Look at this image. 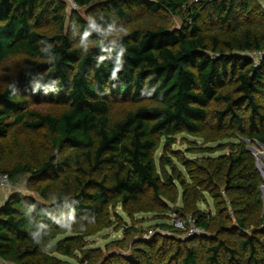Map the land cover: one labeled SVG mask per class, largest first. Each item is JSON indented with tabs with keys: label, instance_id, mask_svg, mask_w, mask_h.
Returning <instances> with one entry per match:
<instances>
[{
	"label": "trees",
	"instance_id": "trees-1",
	"mask_svg": "<svg viewBox=\"0 0 264 264\" xmlns=\"http://www.w3.org/2000/svg\"><path fill=\"white\" fill-rule=\"evenodd\" d=\"M72 1L69 12L65 0H0V65L16 64L0 88V173L13 187L0 204V259L264 264V176L249 148L264 146V6ZM183 134L203 145L174 150ZM150 199L201 232L159 222L185 237L130 245L137 229L117 210ZM111 226L119 252L88 248Z\"/></svg>",
	"mask_w": 264,
	"mask_h": 264
},
{
	"label": "rangeland",
	"instance_id": "rangeland-1",
	"mask_svg": "<svg viewBox=\"0 0 264 264\" xmlns=\"http://www.w3.org/2000/svg\"><path fill=\"white\" fill-rule=\"evenodd\" d=\"M67 5H68V10L69 12H71L74 8H76L74 2L72 0H65ZM149 1H155V0H149ZM260 3L264 6V0H259ZM80 10V9H79ZM81 12L84 13V10H81ZM185 21L184 19L181 18H174V27L175 28H180L184 25ZM251 56H254V54H252ZM257 55H255V58ZM8 68L6 69L5 67H3L2 65H0V88H3L7 82H9L10 76H12L11 74V70L14 69L16 70V64L13 62H9L8 63ZM33 106H36L37 108H39L40 110L43 111H51L54 110L55 107H52L53 105H50L49 103H39V104H35ZM58 107L56 106V109ZM116 111L118 113H123V108H121V106L115 107ZM17 139L19 137H21L20 134L17 133ZM177 144L172 146V148L174 150H181V151H186L188 148H190L191 150H195L197 147L203 145V141L201 140L200 137H194V136H190V135H178L177 137ZM187 138V139H185ZM231 139L225 140L224 142H228ZM217 143H210L208 146H212V147H216ZM249 148L253 151V153L256 155L257 158V166L260 170V172L262 173V175L264 176V146L263 145H259V144H249ZM224 152H229V149H226ZM163 154V150L162 148L158 150V152L156 153L157 158L160 157V155ZM219 152L213 154V155H218ZM189 158L194 159L197 156H201L198 155L197 153H188L187 155ZM175 161L176 158H175ZM183 168V167H182ZM22 190L27 192V189L24 185H22ZM13 190V187L10 186L9 188H7L6 190L0 192V194H4L7 196V194H10ZM15 190V189H14ZM263 192H264V187H263ZM2 199H4V197L2 196ZM211 203V201H210ZM202 208H208V206L206 204H202L201 205ZM160 208L161 206L159 204H157L153 199L150 200H143L141 201L138 206L135 207V211L134 209L133 212L130 210H123V207L120 206L118 208V214L121 216L122 220H125V222L128 224V226H135L137 231H135L131 236H129L128 241L130 243V245L133 244L134 240H136L135 238H152L153 236H155L156 234H162V235H167V236H171L173 237L175 234L177 236H181V237H185V233L182 232H177V233H173L169 230H164L161 228H156L155 225L159 222H174V219L176 217H178L177 215H174L172 213H162L160 212ZM155 227V228H154ZM176 227V226H175ZM178 228V227H176ZM182 230V229H180ZM182 233V234H181ZM123 238V232L118 231L116 229V226H111L95 235H93L92 237L89 238V245L88 248H96V247H101L103 249V253L106 255L109 252H119L120 250L113 245V241L116 239H121ZM125 254H130L131 251L130 250H125L124 251ZM83 257V255H80V257ZM70 261H72L74 264H81L79 262V260L77 259H69ZM0 264H11V263H5V262H1Z\"/></svg>",
	"mask_w": 264,
	"mask_h": 264
},
{
	"label": "built area",
	"instance_id": "built-area-1",
	"mask_svg": "<svg viewBox=\"0 0 264 264\" xmlns=\"http://www.w3.org/2000/svg\"><path fill=\"white\" fill-rule=\"evenodd\" d=\"M256 55V54H255ZM258 55V54H257ZM10 185V177L7 173H0V192L6 190L7 188H9ZM178 217H176L174 219V224L176 227H178V229H182L185 230L186 232H188V234H197L201 232V229H199L195 224H194V220L192 218L189 217V227L186 225V219L182 218L181 216L177 215Z\"/></svg>",
	"mask_w": 264,
	"mask_h": 264
},
{
	"label": "crops",
	"instance_id": "crops-1",
	"mask_svg": "<svg viewBox=\"0 0 264 264\" xmlns=\"http://www.w3.org/2000/svg\"><path fill=\"white\" fill-rule=\"evenodd\" d=\"M2 196L4 197V199H2ZM8 196H9V194H7V196H6V195H4V194L1 193L0 194V204L3 203V202H5V200L8 198ZM0 261L1 262H5L2 259H0ZM5 263H8V262H5Z\"/></svg>",
	"mask_w": 264,
	"mask_h": 264
}]
</instances>
